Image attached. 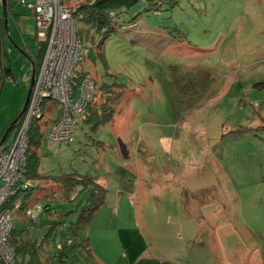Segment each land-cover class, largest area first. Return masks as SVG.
Returning a JSON list of instances; mask_svg holds the SVG:
<instances>
[{
    "label": "rangeland",
    "instance_id": "1",
    "mask_svg": "<svg viewBox=\"0 0 264 264\" xmlns=\"http://www.w3.org/2000/svg\"><path fill=\"white\" fill-rule=\"evenodd\" d=\"M8 2L2 50L12 78L0 86V139L39 53L34 15ZM104 31L77 26L97 87H123L112 121L95 129L79 121L72 140L59 142L48 135L54 109L38 148L41 176L78 173L106 188L81 237L108 264H264V0H139L116 18L101 60ZM105 96L98 91L94 105ZM49 178L38 179L32 200L50 206L37 221L61 222L53 252L64 234L78 243L70 222L88 192L66 199ZM64 250L61 264H97L92 250Z\"/></svg>",
    "mask_w": 264,
    "mask_h": 264
},
{
    "label": "trees",
    "instance_id": "2",
    "mask_svg": "<svg viewBox=\"0 0 264 264\" xmlns=\"http://www.w3.org/2000/svg\"><path fill=\"white\" fill-rule=\"evenodd\" d=\"M138 1L139 0H82L79 2L78 11L82 13L81 19L78 20L79 26H83L85 24L87 26H91L96 31L103 29L105 30L102 39L98 41L96 45L99 59L104 60L103 40L110 32L114 31V23L116 18H118L121 12H127ZM146 1L156 5H161L163 2V0ZM6 6H8V3ZM8 10L9 7H7V11ZM136 17L137 15L131 18L129 25L135 22ZM0 19L5 31L6 28L4 26V18L1 16ZM176 32H178L176 34L177 40L188 43L185 35L182 32L177 30ZM38 47V60L33 61L35 74L39 68L44 50L43 44H38ZM4 70L5 75L12 78L11 68L5 66ZM85 72L92 74L96 86L93 97L88 103L85 113L81 116L79 121L87 122L91 124L93 129H95L107 122L112 121L115 113L114 106L123 95V87L119 84H102L100 88L97 87L95 74L86 70L84 66H82L81 70H79L77 80L80 78L81 74H84ZM3 81L4 80L0 81V86ZM98 91L106 95L103 101L100 103V106L94 105L96 103L95 96L97 95ZM52 104L53 105H50L47 101H44L41 106V117L34 118L30 121L27 134L28 144L25 152L23 171L16 183L15 193L11 195L2 206V209L8 211L13 217V225L11 230L12 246L17 264H61L69 253L68 251L64 250V247L66 246L69 248V250L74 248L80 249L81 246V248L90 252L91 249L89 238L81 237L80 230L88 225L94 211L105 201L106 188L102 185V183L98 182L97 179H94L93 177L78 173H68L58 176L40 175V159L38 155V148L40 146L42 136L41 125L45 124L47 121L44 119V116L52 110L57 109V114L54 118L49 116V120L53 122L57 120L59 116V109L57 108V105L53 102ZM23 114L20 116L17 124L13 125L12 128H17L21 119L23 118ZM42 177L44 179H48V177H50L49 179H52L54 182H56V184L61 188L63 195L69 200L70 195H72L73 192L75 193L77 190V195H80V193L83 191L88 192L86 203L82 206L77 220L75 222H70V229L73 231L76 237H79L78 243L74 244L73 240L70 239V236L68 234H64L65 244H63V246L55 245L53 252L48 247L49 241L51 238H53V236H55L57 228L59 225L61 226V222L46 221L43 219L37 221L36 218L38 214L44 213L45 215H50V206H42L39 205L38 202H34L35 199H39L36 198V196L34 200H32L35 192H37L39 188L43 189L38 180ZM44 185L46 186V183ZM45 189H48V187H45ZM37 206L40 207V210L37 209ZM28 211L34 214V219L29 213H27ZM37 212L38 214H36Z\"/></svg>",
    "mask_w": 264,
    "mask_h": 264
},
{
    "label": "built area",
    "instance_id": "3",
    "mask_svg": "<svg viewBox=\"0 0 264 264\" xmlns=\"http://www.w3.org/2000/svg\"><path fill=\"white\" fill-rule=\"evenodd\" d=\"M15 1L34 15L38 44H43L44 50L23 118L13 133L12 141L0 145L1 264H17L12 246L13 217L2 206L15 193L16 183L23 171L30 121L41 117L44 101H52L59 109V116L51 123L48 135L59 142L71 141L96 86L89 72L81 74L77 80L79 70L87 60V47L77 32L78 20L82 17L78 4L82 0ZM0 3L2 6V0ZM5 33L0 19V81L11 79L4 70L2 38ZM37 209L40 210V207L37 206ZM27 213L35 218L30 211Z\"/></svg>",
    "mask_w": 264,
    "mask_h": 264
},
{
    "label": "water",
    "instance_id": "4",
    "mask_svg": "<svg viewBox=\"0 0 264 264\" xmlns=\"http://www.w3.org/2000/svg\"><path fill=\"white\" fill-rule=\"evenodd\" d=\"M6 4L7 1L6 0H2V10L4 11V20H5V28L7 29V16H6ZM34 77H35V73H34V67H33V61H31V72H30V81H29V86L27 89V93L25 96V100L23 103V106L21 107L19 113L17 114V116L12 120V122L10 123V125L8 126L4 136L0 139V145L3 144L4 140L6 139L7 133L10 131V129L13 127L14 122L17 121V119L23 114V112L26 109L28 100H29V96H30V92H31V88L34 82Z\"/></svg>",
    "mask_w": 264,
    "mask_h": 264
},
{
    "label": "crops",
    "instance_id": "5",
    "mask_svg": "<svg viewBox=\"0 0 264 264\" xmlns=\"http://www.w3.org/2000/svg\"><path fill=\"white\" fill-rule=\"evenodd\" d=\"M90 241H91V238H90ZM90 249L92 250V254L94 255V260L96 261L97 264H108L103 259L96 258L97 255H95V252H94L95 251V248H94L93 243H91V242H90ZM91 250H90V252H91ZM169 261L170 262H174L175 264H181V262L179 260H177V259H173V260L171 259ZM243 263H244V261L241 264H243Z\"/></svg>",
    "mask_w": 264,
    "mask_h": 264
},
{
    "label": "flooded vegetation",
    "instance_id": "6",
    "mask_svg": "<svg viewBox=\"0 0 264 264\" xmlns=\"http://www.w3.org/2000/svg\"><path fill=\"white\" fill-rule=\"evenodd\" d=\"M7 3H8V6H6V16L8 15V11H7V7H9V2L7 1ZM4 11L2 10V13H0V17L2 16L3 18H4ZM4 26H5V20H4ZM6 30V29H5ZM7 31V30H6ZM17 116V114L13 117V119L15 118ZM12 119V120H13ZM19 119H20V117L17 119V121H15L14 122V125H16L17 124V122L19 121Z\"/></svg>",
    "mask_w": 264,
    "mask_h": 264
}]
</instances>
